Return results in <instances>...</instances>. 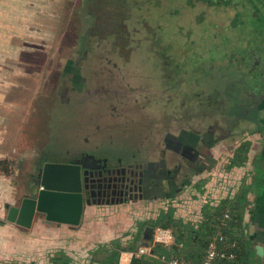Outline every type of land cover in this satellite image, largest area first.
Wrapping results in <instances>:
<instances>
[{"label": "rangeland", "instance_id": "rangeland-1", "mask_svg": "<svg viewBox=\"0 0 264 264\" xmlns=\"http://www.w3.org/2000/svg\"><path fill=\"white\" fill-rule=\"evenodd\" d=\"M114 2L117 0H105L104 5ZM121 2L125 6L133 4L129 27L137 24L148 32L141 35L143 39L123 65L129 82L145 84L152 96H159L161 60L167 58V66L170 64L188 82L182 90L190 95L198 90L215 92L230 120L241 112L239 103L245 95L234 84L237 58L253 54L264 62L263 3ZM98 3V0H0V135L4 137L0 139V148L14 147L13 170L20 186L25 187L35 174L36 162L42 154L57 161L73 155L74 148L87 147L86 139L91 142L100 139L115 125L131 129L134 124L144 122L143 109L125 103L127 95L121 80L110 74L107 64L112 63L111 57L102 56L108 50L118 53L119 44L89 37L83 55L78 48L84 15L101 5ZM71 68H78V80ZM144 109L150 111L149 107ZM118 112L120 116L112 117ZM117 129L123 131L122 127ZM243 137L237 134L233 140L216 144L217 153L210 151V155L213 158L218 155L217 167L226 164L225 153L231 152ZM251 137L256 144L257 135ZM249 166L252 167L251 163Z\"/></svg>", "mask_w": 264, "mask_h": 264}, {"label": "flooded vegetation", "instance_id": "flooded-vegetation-1", "mask_svg": "<svg viewBox=\"0 0 264 264\" xmlns=\"http://www.w3.org/2000/svg\"><path fill=\"white\" fill-rule=\"evenodd\" d=\"M121 1L104 5L105 0H98L101 5L86 12L78 48L83 55L86 40L91 37L119 44L118 53L108 50L102 56L111 57L112 63L107 64L110 74H116L121 80L127 95L125 103L131 102L136 109H143L144 122L134 124L131 129L115 125L100 139L92 142L86 139L87 147L74 148L73 155L57 161L48 160L42 154L36 162L35 173L45 161H81L87 167V179L82 185H86L83 195L89 204H123L137 199H163L183 187L195 185L202 179L200 174L207 169L208 162H212L210 151L217 152L218 142L233 140L237 134L244 137L233 149L248 140L252 165L264 166V62L253 54L237 58L234 84L242 88L245 98L239 103L241 112L233 120L225 114L215 92L198 90L190 95L189 91L182 90L188 82L170 64L167 66V58L161 60L157 83L161 94L152 96L147 85L129 82L124 75V63L143 39L141 35L146 36L148 32L137 24L129 27L133 4L125 6ZM258 1L264 9V0ZM71 69L78 80V68ZM146 107L150 111H145ZM120 115L118 112L112 117ZM118 127L123 131H118ZM139 129L143 133L139 134ZM254 134L258 139L256 144L251 137ZM113 147L117 150L110 151ZM34 178L31 175L27 186L34 184Z\"/></svg>", "mask_w": 264, "mask_h": 264}, {"label": "crops", "instance_id": "crops-1", "mask_svg": "<svg viewBox=\"0 0 264 264\" xmlns=\"http://www.w3.org/2000/svg\"><path fill=\"white\" fill-rule=\"evenodd\" d=\"M0 139L4 137L0 135ZM237 146L231 152L222 154L226 156L223 166L217 167L218 155L213 159L209 157L212 162L208 163L211 164L200 174L206 180L202 192L195 185H190L163 199H137L123 204H86L77 226L49 223L44 217L35 216L30 228L6 219L8 205H18L28 186L16 183L14 147L7 150L0 148V264H51L50 256L58 252L70 258L69 264H108L103 259L110 251L115 253L117 264H129L134 257L133 252L140 246L149 249L148 254L141 256H151L163 262L160 256L154 255L153 249L155 244L163 243H154L152 240L154 229L160 226L141 227L140 222L156 219L160 213L171 208L174 218L197 224L204 219L202 207L205 203L215 206L227 196L232 198L242 182L252 183L243 218L238 228L229 226L226 232L234 237L236 243H232V246L240 243L245 249L254 252L252 260L257 258L258 264H264V166L254 167L248 150L244 164L227 167ZM215 183H218V187L213 186ZM228 218L229 212L218 217L223 227ZM222 226H218V236H221ZM166 229L171 231L170 228ZM171 235L170 241L164 245L174 243L172 231ZM176 245L182 255L190 253V244L178 242ZM257 245L262 247V255L257 254ZM217 261L219 264L222 259L218 258Z\"/></svg>", "mask_w": 264, "mask_h": 264}, {"label": "trees", "instance_id": "trees-1", "mask_svg": "<svg viewBox=\"0 0 264 264\" xmlns=\"http://www.w3.org/2000/svg\"><path fill=\"white\" fill-rule=\"evenodd\" d=\"M249 142L242 143L233 153V156L230 159L227 167L234 165H242L246 162L248 157ZM206 180L201 179L195 184V187L198 191H203ZM252 188V183L242 182L238 191L232 198L227 196L219 201L215 206H211L207 203L203 205L202 212L203 218L197 224L190 222H184L182 218H174L173 210L168 208L166 212H162L156 219H148L143 222H140V226H160L164 228H170L174 236V243L169 245L164 244H155L154 255L157 256H174L178 259H184L193 263L202 262L207 245L211 239L218 237V226H222L218 217H221L224 212H229L230 218L226 221V226L221 227L222 240H217V248L224 251L232 252L235 254L234 258L228 260L223 258L219 264H258L257 258L252 260L254 252L249 249H245L241 244L232 246L234 243V237L229 236L226 232L227 227H239L240 221H242L243 213L247 204V194ZM227 236L229 237L227 239ZM182 242L183 244H190L191 249L188 255H182V251L177 248V243ZM236 243V242H235ZM232 247H231V246ZM224 247V248H223ZM226 247V248H225ZM187 251V250H185ZM95 251L94 253H96ZM93 253V255H95ZM114 252L110 251L103 259V262L108 264H117L114 258ZM202 258V259H201ZM201 259V261H199ZM49 261L51 264H69L70 258L65 255L63 252H58L50 256ZM218 264V261L215 262ZM129 264H164L156 258L145 257H132Z\"/></svg>", "mask_w": 264, "mask_h": 264}, {"label": "water", "instance_id": "water-1", "mask_svg": "<svg viewBox=\"0 0 264 264\" xmlns=\"http://www.w3.org/2000/svg\"><path fill=\"white\" fill-rule=\"evenodd\" d=\"M87 167L79 162L45 161L34 174V184L28 186L18 205H8L6 219L30 228L33 219L42 214L49 223L77 226L89 200L83 195ZM256 252L262 255V247Z\"/></svg>", "mask_w": 264, "mask_h": 264}, {"label": "built area", "instance_id": "built-area-1", "mask_svg": "<svg viewBox=\"0 0 264 264\" xmlns=\"http://www.w3.org/2000/svg\"><path fill=\"white\" fill-rule=\"evenodd\" d=\"M222 184V182L219 181V184ZM213 186L218 187V183H215ZM212 186V187H213ZM172 238L171 235V231L169 229L166 228H160L157 227L154 229L153 231V242L154 243H168L170 241V239ZM217 240H222L221 236L218 237H214L213 239H211L207 245L206 251H205V255L204 258L202 260V262L200 263H193V262H189L186 260H182V259H178L176 257H166V256H160L159 259L161 261H163L165 264H216V260L218 258H234L235 254L230 252L227 253L224 250H220L219 248H217ZM149 253V249L146 246H140L138 247L134 252V256H141L143 254H148Z\"/></svg>", "mask_w": 264, "mask_h": 264}]
</instances>
